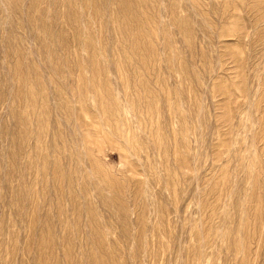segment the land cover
Returning a JSON list of instances; mask_svg holds the SVG:
<instances>
[{
    "label": "rangeland",
    "instance_id": "374dc122",
    "mask_svg": "<svg viewBox=\"0 0 264 264\" xmlns=\"http://www.w3.org/2000/svg\"><path fill=\"white\" fill-rule=\"evenodd\" d=\"M0 264H264V0H0Z\"/></svg>",
    "mask_w": 264,
    "mask_h": 264
}]
</instances>
